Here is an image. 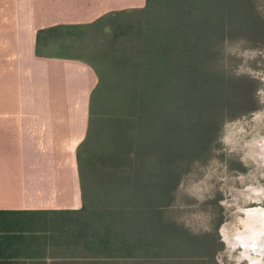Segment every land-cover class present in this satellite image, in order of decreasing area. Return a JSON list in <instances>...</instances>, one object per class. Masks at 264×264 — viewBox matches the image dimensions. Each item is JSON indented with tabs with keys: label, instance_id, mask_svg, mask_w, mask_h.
<instances>
[{
	"label": "trees",
	"instance_id": "1",
	"mask_svg": "<svg viewBox=\"0 0 264 264\" xmlns=\"http://www.w3.org/2000/svg\"><path fill=\"white\" fill-rule=\"evenodd\" d=\"M258 2L145 0L134 10L161 11L163 20L157 15L154 34L124 41L117 53L131 56L119 72L95 64L76 152L81 208L39 212L53 219L7 212L24 219L19 234L0 241L5 250L12 240L17 259L0 264H187L162 202L192 163L210 156L223 122L255 108L258 81L229 74L221 59L226 41L264 42ZM114 35L118 50L124 34Z\"/></svg>",
	"mask_w": 264,
	"mask_h": 264
},
{
	"label": "crops",
	"instance_id": "2",
	"mask_svg": "<svg viewBox=\"0 0 264 264\" xmlns=\"http://www.w3.org/2000/svg\"><path fill=\"white\" fill-rule=\"evenodd\" d=\"M143 4L0 0V241L19 234L24 219L7 212L53 219L39 212L81 208L76 152L95 64L112 61L100 42L112 28L105 17ZM4 248L0 260L17 259L12 240Z\"/></svg>",
	"mask_w": 264,
	"mask_h": 264
},
{
	"label": "rangeland",
	"instance_id": "3",
	"mask_svg": "<svg viewBox=\"0 0 264 264\" xmlns=\"http://www.w3.org/2000/svg\"><path fill=\"white\" fill-rule=\"evenodd\" d=\"M141 1H144L142 7L123 9L105 17V22L112 26L107 38L100 41L105 54L110 52L112 59L109 69L105 70L107 73L122 70L117 66L131 56L122 57L117 53L129 47L124 45V41L130 36L134 40L140 34L142 38L145 34H154L157 20L161 26V11L155 13L154 9L147 8L134 11L145 7V0ZM139 2L121 0L128 7ZM258 8L264 15V0H259ZM114 28L115 34H124L118 42V50L109 40L110 37L115 38ZM221 64L231 75L250 76L258 81L256 105L248 112L223 122L211 145L210 156L192 163L189 171L179 178L173 199L162 202L165 218L173 222L172 228L179 231L178 239L184 245L180 253L189 255L186 256L187 264H250L248 258L241 257L242 247L228 245L227 239L231 240L233 232L243 229L241 220L246 218V214L240 209H264V196L255 200L247 195L250 188H264V164L256 162L249 154L254 141L264 138V42L226 41ZM250 255L254 256V253L251 251ZM261 260L264 264V255Z\"/></svg>",
	"mask_w": 264,
	"mask_h": 264
},
{
	"label": "bare ground",
	"instance_id": "4",
	"mask_svg": "<svg viewBox=\"0 0 264 264\" xmlns=\"http://www.w3.org/2000/svg\"><path fill=\"white\" fill-rule=\"evenodd\" d=\"M249 154L256 162L264 164V138L259 142L256 140L250 146ZM248 154V155H249ZM247 195L255 200L261 199L264 196V188H250ZM246 218L241 220L243 229L237 230L227 239L230 246L239 245L242 247L241 257L249 259L250 264H261L262 255H264V209L261 207H252L240 209ZM254 256L250 255V252Z\"/></svg>",
	"mask_w": 264,
	"mask_h": 264
}]
</instances>
